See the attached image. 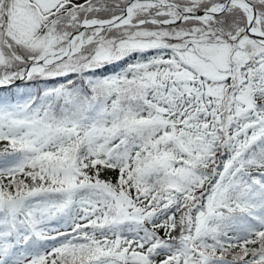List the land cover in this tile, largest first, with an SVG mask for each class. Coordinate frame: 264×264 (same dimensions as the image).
Instances as JSON below:
<instances>
[{
  "label": "snow or ice",
  "instance_id": "6c2138e0",
  "mask_svg": "<svg viewBox=\"0 0 264 264\" xmlns=\"http://www.w3.org/2000/svg\"><path fill=\"white\" fill-rule=\"evenodd\" d=\"M0 264H264V0H0Z\"/></svg>",
  "mask_w": 264,
  "mask_h": 264
}]
</instances>
